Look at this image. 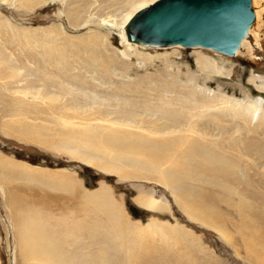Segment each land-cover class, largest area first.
<instances>
[{"label":"rangeland","instance_id":"obj_1","mask_svg":"<svg viewBox=\"0 0 264 264\" xmlns=\"http://www.w3.org/2000/svg\"><path fill=\"white\" fill-rule=\"evenodd\" d=\"M152 1L0 0V264H264V62L128 46Z\"/></svg>","mask_w":264,"mask_h":264},{"label":"water","instance_id":"obj_2","mask_svg":"<svg viewBox=\"0 0 264 264\" xmlns=\"http://www.w3.org/2000/svg\"><path fill=\"white\" fill-rule=\"evenodd\" d=\"M127 43L149 52H205L258 66L264 0H154L124 24Z\"/></svg>","mask_w":264,"mask_h":264},{"label":"bare ground","instance_id":"obj_3","mask_svg":"<svg viewBox=\"0 0 264 264\" xmlns=\"http://www.w3.org/2000/svg\"><path fill=\"white\" fill-rule=\"evenodd\" d=\"M145 6H147V5H145ZM131 16H132V14L126 18L124 24L127 22V20ZM121 30H122L121 31V37H122L123 42L125 44H127L128 46H133L132 44L130 45L129 43L126 42L125 37H124V33H123V28ZM200 59H201V57H200ZM262 62H264V57H263ZM216 73H218L217 75H219V73H221V71H216ZM254 80L257 82V84H256L257 89H259L260 91H264V78L259 76V77L254 78ZM247 108H248V110H246L247 113H251L252 111L254 112V115H253L254 118L260 117L261 115H264V100L260 99V98L256 99L253 102H251V104L247 105ZM112 169H115V168H112ZM104 204H106V210H108L109 220L114 226L116 225L115 223H118L117 221L121 220V218L123 220L124 214L122 213V209L118 205H116V203L114 202V199L111 197V195H109V197L104 199ZM141 205H143L145 208H147L148 210H151V211H156V210L160 209L157 202H153V200L152 201L146 200L143 203H141ZM24 222L25 221L22 220L21 225H20L21 229L19 228V231H22L23 233H28L29 229L27 227V222H25V226H22V224H24ZM30 241H32V240H30ZM46 254L49 257L51 255L53 260H56L57 263H60L61 259L59 257L57 258V255H55V254L53 255V252L46 253Z\"/></svg>","mask_w":264,"mask_h":264},{"label":"crops","instance_id":"obj_4","mask_svg":"<svg viewBox=\"0 0 264 264\" xmlns=\"http://www.w3.org/2000/svg\"><path fill=\"white\" fill-rule=\"evenodd\" d=\"M39 245H41V247L43 248V249H45V248H49V249H51V247L50 246H48V245H46L45 243H40ZM56 246V249H59V248H61L59 245H55ZM44 252H46V251H44ZM58 253H60V252H58ZM66 254V252H61V254Z\"/></svg>","mask_w":264,"mask_h":264}]
</instances>
